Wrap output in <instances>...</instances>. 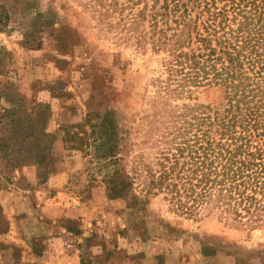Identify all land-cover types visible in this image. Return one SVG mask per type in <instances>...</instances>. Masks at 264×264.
I'll return each instance as SVG.
<instances>
[{"label":"rangeland","instance_id":"374dc122","mask_svg":"<svg viewBox=\"0 0 264 264\" xmlns=\"http://www.w3.org/2000/svg\"><path fill=\"white\" fill-rule=\"evenodd\" d=\"M0 16V264H35L28 247L38 254L52 236L80 264H264V223L192 220L158 200L111 203L88 155L64 143L87 114L109 109L147 141L160 56L96 27L81 0H0ZM35 121L40 133L29 137Z\"/></svg>","mask_w":264,"mask_h":264},{"label":"trees","instance_id":"16d2710c","mask_svg":"<svg viewBox=\"0 0 264 264\" xmlns=\"http://www.w3.org/2000/svg\"><path fill=\"white\" fill-rule=\"evenodd\" d=\"M81 1L96 27L160 56L162 68L154 80L155 112L142 134L153 141L133 140L111 109L89 113L64 132V143L88 155L108 201L131 209L158 200L192 220L262 225L264 0ZM203 92L220 102H199ZM7 114L16 130L17 112ZM39 125L27 127L29 137Z\"/></svg>","mask_w":264,"mask_h":264},{"label":"crops","instance_id":"0c3cea01","mask_svg":"<svg viewBox=\"0 0 264 264\" xmlns=\"http://www.w3.org/2000/svg\"><path fill=\"white\" fill-rule=\"evenodd\" d=\"M9 235V232H8ZM12 239V237H11ZM14 241L18 240L17 236L13 237ZM53 243V246L48 245V247L42 249V252L36 254L34 253L33 247L29 246L27 249V254L34 258L35 264H80L78 254L69 253L67 251L60 250L61 246L60 239L52 236L50 240Z\"/></svg>","mask_w":264,"mask_h":264}]
</instances>
